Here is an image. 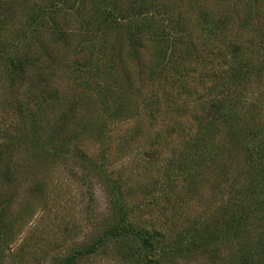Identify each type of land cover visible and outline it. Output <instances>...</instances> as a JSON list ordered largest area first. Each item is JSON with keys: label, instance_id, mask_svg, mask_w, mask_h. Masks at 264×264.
<instances>
[{"label": "rangeland", "instance_id": "rangeland-1", "mask_svg": "<svg viewBox=\"0 0 264 264\" xmlns=\"http://www.w3.org/2000/svg\"><path fill=\"white\" fill-rule=\"evenodd\" d=\"M57 1L0 17V264H264V0Z\"/></svg>", "mask_w": 264, "mask_h": 264}, {"label": "trees", "instance_id": "trees-1", "mask_svg": "<svg viewBox=\"0 0 264 264\" xmlns=\"http://www.w3.org/2000/svg\"><path fill=\"white\" fill-rule=\"evenodd\" d=\"M57 3L58 4L59 3H62V4L66 3V0H58ZM58 4H51L49 7L45 8L44 10L40 9L41 12L39 13V15L36 16L35 21H37L39 19V16L42 15V14L43 15L46 14V16H50L52 12L54 13V11H56V9H58V7H57ZM11 9H12V0H0V17L2 15L4 16V14H6V11H9ZM137 19L135 17L133 20H136V22H138ZM131 34H132V32H131ZM133 34L135 35V32H133ZM3 47L4 46L2 45V43L0 41V57L4 56L5 59L7 60V62H9L10 65L14 67L12 59L7 57V56H5L6 55V51H5V49ZM21 65H22V63L20 61H16L15 67H16V69L19 67L18 71H19L20 74H22V67H20ZM12 69H14V68H12ZM222 108H223L222 99L218 98V99H215V100H212V101L208 102L205 105V107H204V111H202V112L205 113L204 117L207 116L210 113V114H219V115H216V116H220V117L225 119V118H227V115H226L225 112L222 111ZM213 118H217V117H213ZM198 121L199 122L201 121V117L198 119ZM2 149H3V146H2ZM8 151H10L9 148H8ZM8 151L4 150L3 153H7V154L10 153ZM6 171H8V169ZM4 174L6 176L9 175V174L7 175L6 172ZM122 230H128L129 232H131V233H133L135 235H140L141 237L144 236V237H142L144 244L147 247H149V248L151 247V244L147 240L148 234L146 232H142V231H139V230H133V229H129V228L125 227V226H121L120 228H117V229H114V230H109V232L107 234L108 235H115L117 232H120ZM261 261H262V259H261Z\"/></svg>", "mask_w": 264, "mask_h": 264}]
</instances>
